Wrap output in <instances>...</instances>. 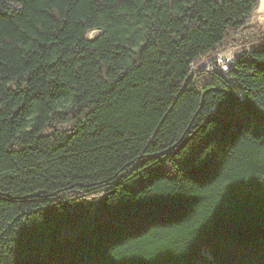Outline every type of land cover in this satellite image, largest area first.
Wrapping results in <instances>:
<instances>
[{
    "label": "trees",
    "instance_id": "trees-1",
    "mask_svg": "<svg viewBox=\"0 0 264 264\" xmlns=\"http://www.w3.org/2000/svg\"><path fill=\"white\" fill-rule=\"evenodd\" d=\"M259 5L0 0V264H264Z\"/></svg>",
    "mask_w": 264,
    "mask_h": 264
},
{
    "label": "built area",
    "instance_id": "built-area-1",
    "mask_svg": "<svg viewBox=\"0 0 264 264\" xmlns=\"http://www.w3.org/2000/svg\"><path fill=\"white\" fill-rule=\"evenodd\" d=\"M233 59H234L233 51L220 53L216 57L218 65L224 71L228 70L230 64L233 62Z\"/></svg>",
    "mask_w": 264,
    "mask_h": 264
},
{
    "label": "water",
    "instance_id": "water-1",
    "mask_svg": "<svg viewBox=\"0 0 264 264\" xmlns=\"http://www.w3.org/2000/svg\"><path fill=\"white\" fill-rule=\"evenodd\" d=\"M261 21L264 23V0H260L258 9L253 13L251 24Z\"/></svg>",
    "mask_w": 264,
    "mask_h": 264
},
{
    "label": "rangeland",
    "instance_id": "rangeland-1",
    "mask_svg": "<svg viewBox=\"0 0 264 264\" xmlns=\"http://www.w3.org/2000/svg\"><path fill=\"white\" fill-rule=\"evenodd\" d=\"M257 24H261V25H263L264 26V23L263 22H261V21H258V22H256L254 25H257ZM253 25V24H252ZM96 32H94V33H92V34H95ZM234 49H231V50H228V51H233ZM228 51H226V52H228ZM224 53V52H223ZM205 62V61H204Z\"/></svg>",
    "mask_w": 264,
    "mask_h": 264
}]
</instances>
